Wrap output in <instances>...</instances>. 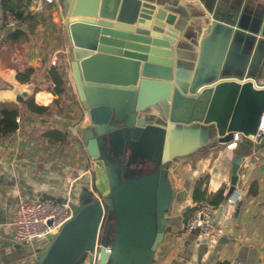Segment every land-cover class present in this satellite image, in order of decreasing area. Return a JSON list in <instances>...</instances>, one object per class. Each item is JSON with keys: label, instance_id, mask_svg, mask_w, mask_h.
<instances>
[{"label": "crops", "instance_id": "crops-1", "mask_svg": "<svg viewBox=\"0 0 264 264\" xmlns=\"http://www.w3.org/2000/svg\"><path fill=\"white\" fill-rule=\"evenodd\" d=\"M71 0L45 3L35 10L34 0L20 8L31 19L20 21L0 8V102L20 109L18 128L0 138V264H97L88 250L93 198L102 201L95 186L96 168L82 139L90 120L78 99L70 71L69 43L62 16ZM176 15L178 35L172 48L173 78L182 96L161 101L139 112L136 123L149 128L155 140H164L161 163L163 238L153 253V264H264V136L242 138L227 149L218 141L214 123L197 118L204 112L202 93L220 78H249L264 84V0H143ZM8 15L17 23L11 25ZM135 25V24H134ZM58 28L46 37L45 51L28 50L43 30ZM50 27V28H48ZM20 28L26 33L15 41H2ZM26 44L25 52L20 50ZM25 46V47H26ZM96 52V51H94ZM62 56L64 62L58 60ZM63 65V78L80 107V119L61 113V96L53 91L51 67ZM33 69L26 83L16 80L18 70ZM52 91L48 113L30 111L23 104L37 91ZM22 96V101L16 100ZM38 106V105H37ZM104 116V115H103ZM57 129L62 141L43 135ZM113 147L114 138L107 136ZM156 148V145L154 146ZM241 155L234 186L239 197L231 213L219 206L230 188L232 158ZM67 199L72 217L52 234L29 243L14 238L13 214L19 202ZM83 200V201H82ZM201 202H216L222 233L214 244L186 228L191 209ZM85 204V206H83ZM83 206V207H82ZM76 209V210H74Z\"/></svg>", "mask_w": 264, "mask_h": 264}, {"label": "water", "instance_id": "water-1", "mask_svg": "<svg viewBox=\"0 0 264 264\" xmlns=\"http://www.w3.org/2000/svg\"><path fill=\"white\" fill-rule=\"evenodd\" d=\"M62 16L71 79L90 120L82 139L103 198L90 202L88 250L96 253L97 264H153L165 229L161 163L166 146L163 152L164 140H155L136 117L182 96L172 73L176 15L143 0H71ZM249 77L220 78L203 90L204 112L196 120L214 123L219 142L232 139L233 132H257L264 84ZM240 160L238 154L232 158L227 193L238 180Z\"/></svg>", "mask_w": 264, "mask_h": 264}, {"label": "built area", "instance_id": "built-area-1", "mask_svg": "<svg viewBox=\"0 0 264 264\" xmlns=\"http://www.w3.org/2000/svg\"><path fill=\"white\" fill-rule=\"evenodd\" d=\"M54 0H34L31 6L35 10H43L45 3H53ZM9 23L14 25L17 19L8 15ZM54 94L52 91H37L33 95V101L38 106L48 105ZM19 122V116L16 117ZM264 136V113L262 114L260 124L255 135L244 136L242 133L233 132L232 139L225 142L227 149L237 147V142L242 138L259 140ZM223 202L219 205L226 214L232 212L239 197L237 189L231 193H223ZM218 206L208 202H201L194 207L186 223L189 231H197L198 238L206 244H214L222 233L217 218ZM72 217V210L67 199L54 201L51 199H42L36 202H19L13 214L12 224L14 227V238L21 243H29L34 237L40 235L52 234L62 224ZM242 264V263H238Z\"/></svg>", "mask_w": 264, "mask_h": 264}, {"label": "trees", "instance_id": "trees-1", "mask_svg": "<svg viewBox=\"0 0 264 264\" xmlns=\"http://www.w3.org/2000/svg\"><path fill=\"white\" fill-rule=\"evenodd\" d=\"M23 0H0V8L4 13H11L20 21L25 19H31V16L24 14L20 8V3ZM28 1V0H26ZM21 36L26 37V33L20 28H16L8 32L2 41H15ZM33 69L30 67H25L22 70H18L16 74V80L20 83H26L29 81ZM49 76L52 80L53 91L55 94L64 97L65 94H70L71 90H66L67 84L63 78V65L60 68L51 67L49 69ZM71 95V94H70ZM26 108L30 111L37 113H48L49 109L43 106H37L33 98H29L23 102ZM20 115V109L16 104L10 102H0V138L5 137L11 132H14L18 128V122H16V117ZM43 135L48 139H56L62 141L66 138L67 134L62 133L57 129H47L44 131ZM241 156V155H240ZM224 196L219 193V199H223ZM210 204H216V202H210ZM193 208L191 209V211ZM217 264H229L227 261L218 262Z\"/></svg>", "mask_w": 264, "mask_h": 264}, {"label": "rangeland", "instance_id": "rangeland-1", "mask_svg": "<svg viewBox=\"0 0 264 264\" xmlns=\"http://www.w3.org/2000/svg\"><path fill=\"white\" fill-rule=\"evenodd\" d=\"M50 28V27H48ZM40 30H43L44 33L40 34V36H38L36 42L34 41V38H33V41H32V44H30V48L28 50L31 49V51H36L39 55H43V52L45 51V47H46V43H45V40H46V37H51L52 35L56 36L58 34V28H56L55 26V29L52 30V28H50V30L47 31V29H40ZM26 44H22L21 46V49L20 51L22 52H25L27 51L26 48L27 46ZM58 60L60 62H64V60L62 59V56L58 58ZM71 90L72 87L68 86L66 87V90ZM61 100H62V108H61V113L65 116H70L69 118L72 119H80V107L79 105L75 102L74 98H72V95L70 94H65L64 97L62 98L61 97Z\"/></svg>", "mask_w": 264, "mask_h": 264}]
</instances>
